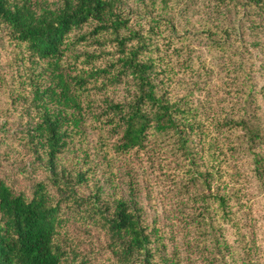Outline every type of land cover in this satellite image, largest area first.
<instances>
[{"label":"trees","instance_id":"obj_1","mask_svg":"<svg viewBox=\"0 0 264 264\" xmlns=\"http://www.w3.org/2000/svg\"><path fill=\"white\" fill-rule=\"evenodd\" d=\"M135 1L0 0L15 50L11 104L22 101L15 139L47 175L30 194L0 179V264H87L61 234L62 209L102 232L118 264H178L132 191L113 199L97 183L81 191L93 182L88 150L60 161L87 128L108 161L174 154L176 206L195 225L240 223L243 156L264 190V81L254 59L264 52V0ZM198 42L227 64L225 90L206 103L195 86L213 63Z\"/></svg>","mask_w":264,"mask_h":264},{"label":"rangeland","instance_id":"obj_2","mask_svg":"<svg viewBox=\"0 0 264 264\" xmlns=\"http://www.w3.org/2000/svg\"><path fill=\"white\" fill-rule=\"evenodd\" d=\"M124 2L126 7H137L135 0ZM8 41L7 28L0 25V179L15 191L30 194L32 186L38 180H45L47 175L35 169L37 164L32 162L33 157L29 155L28 148L19 145L15 139L16 118L20 116L22 101L14 106L11 104L14 92L11 88L17 85L11 81L10 66H13L15 50ZM198 44V53L213 63L210 76L201 78L195 86V96L200 102L206 103L225 90L228 84L227 64H224L222 58L219 60L220 54L204 42ZM249 49L251 53V46ZM254 59L260 69L258 80L264 81V52L255 49ZM174 86L178 90L177 82ZM90 132L87 128V140H76L60 158L62 163L69 166L77 158L82 159L81 154L85 150L92 155L87 163V166L94 167L92 187L84 188L81 190L83 193L88 194L95 183L103 186L104 195L109 199L126 196L132 191L139 201L138 206L146 212V220L152 222L156 219V226L165 245L164 254H172L178 264H213V260L220 259L226 264H241L242 261L251 264V259L252 264H264V190L252 179L248 160L244 156L239 162L241 185L238 184L239 192L235 196L238 198L240 223L221 220L222 228L218 229L220 225L215 223L214 228L210 229L205 224L195 225L189 222V218L184 219V208L176 206L177 195L173 181L175 177L178 178V174L173 169L176 163L174 154L152 152L150 155H134L130 152L126 157H115L108 161L102 157L101 152L95 151L99 142L95 133ZM155 147H165L170 151L167 141H158ZM225 169L229 170V167ZM52 193L57 197L55 190ZM64 210L61 213L66 220L60 231L75 249L78 259H86L87 264H118L115 257L105 249L107 239L103 233L91 227L76 210ZM215 239L219 241L218 245ZM157 246L161 245L156 243L154 247Z\"/></svg>","mask_w":264,"mask_h":264}]
</instances>
